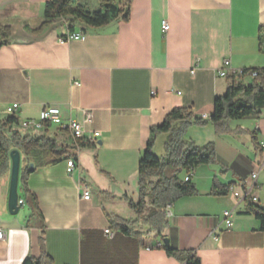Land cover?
Here are the masks:
<instances>
[{"label": "crops", "instance_id": "1", "mask_svg": "<svg viewBox=\"0 0 264 264\" xmlns=\"http://www.w3.org/2000/svg\"><path fill=\"white\" fill-rule=\"evenodd\" d=\"M48 2L0 0V26L10 27L9 42L0 48V119L15 103L19 120L53 105L63 123L79 120L85 135L97 140H82L76 150L71 134L48 128L57 143L64 135L60 144L78 168L68 173L65 158L29 174L26 185L40 214L24 202V213L12 215L10 167L0 176V264H23L44 252L52 264H182L157 246L159 238L140 236L147 227L134 210L121 214L119 202L139 199L138 166L152 126L181 107L210 117L214 99L228 87L217 74L226 59L233 70L264 67L258 39L264 0H132L127 21L87 27L85 39L70 42L60 41L69 31L65 18L36 31ZM77 3L101 9L100 0ZM249 77L241 81L249 84ZM222 126V132L200 126L201 140L190 138L197 145L213 142L215 161L190 171L197 194L168 205V245L192 252L198 264H264V231L246 213L247 196L264 207V107L258 117ZM82 184L90 186V200ZM215 184L231 185L229 193L212 194ZM225 210L235 213L231 227L223 221ZM117 219L130 222L129 234L116 227Z\"/></svg>", "mask_w": 264, "mask_h": 264}, {"label": "trees", "instance_id": "2", "mask_svg": "<svg viewBox=\"0 0 264 264\" xmlns=\"http://www.w3.org/2000/svg\"><path fill=\"white\" fill-rule=\"evenodd\" d=\"M131 1L100 0L101 9L90 11L78 4L77 0H49L45 8L44 22L36 31H45L58 18H65L70 31H73L79 22L87 27H102L118 19L127 21ZM78 28L80 29L79 26ZM9 38L10 27L0 26V48L9 42ZM258 39L259 50L264 53V26L259 29ZM252 71L257 72V76L249 84H244L241 79ZM244 73L246 75L227 77V90L225 94L214 99L213 114L208 119L197 117L190 109L181 107L173 109L162 124L152 126L147 146L139 161V199L137 202L128 199L130 208L138 216V221L147 227L146 232L138 234L159 238L158 243L162 244L157 246L182 263L198 264V261L192 252L180 251L164 243L169 225L166 210L168 205L177 199L197 194V188L191 178L189 181H185V178L194 168L215 161L213 142L197 145L194 141L185 139L184 131L188 125L213 124L217 132H222V123L226 120L258 117L264 107V67L244 69ZM19 128L20 121L14 115L0 119V176L10 167V152L18 149L25 161L20 170L19 193L23 196V202L29 205L33 212L40 214L37 199L26 185L27 177L39 166L52 165L67 158L66 146L47 135L49 127L40 135L22 134ZM58 130L70 134L67 129L58 127ZM80 144H84L83 141H80ZM158 145H161V152ZM155 148L159 154L155 152ZM31 163L34 164L32 170ZM230 188L231 185L215 184L212 194L227 195ZM246 204V213L253 214L260 221L261 230L264 231V207L256 204L250 196L246 197ZM113 223L122 232H131L128 228L129 221L117 219ZM23 264H52V259L44 252L40 259L27 258Z\"/></svg>", "mask_w": 264, "mask_h": 264}, {"label": "built area", "instance_id": "3", "mask_svg": "<svg viewBox=\"0 0 264 264\" xmlns=\"http://www.w3.org/2000/svg\"><path fill=\"white\" fill-rule=\"evenodd\" d=\"M169 29V24L167 21L163 22V30L167 31ZM86 34L84 32V29H79L78 25L75 26V29L73 31H68L66 35L60 37L61 42H70L72 40H83L85 39ZM194 72V70L192 71ZM217 74L221 78H227L230 75L234 76H242L244 75V69L241 70H233L232 69V63L230 59H226L223 63V66L217 71ZM248 75H251V77H256L257 72L252 71L250 73H247ZM246 75V74H245ZM19 105L17 103L9 106L7 108V112L10 115L15 116V112L17 111ZM202 117L204 119H208V115L203 114ZM89 119V116H88ZM53 125H57L60 128L67 129L70 131L73 138L77 141L75 145V149L79 150L80 140H87L89 142H96L95 135L93 133L89 134L88 136L85 135L84 126L81 121L77 119H71L68 123H63V119L61 116V110L53 105H46L43 107V109L40 111V114L37 118L34 119H24L20 121V127L24 129H35V130H44L47 127H51ZM264 147V145H263ZM67 164V172L72 174L77 170V162L75 159V156L72 155L71 157L66 159ZM191 178V174H189L185 181H189ZM252 178H257V173H254L252 175ZM82 190H83V198L85 200H90L92 197V191L90 186L87 184H82ZM168 208V207H167ZM233 210H225L223 212V221L227 227H231L233 225V216H234ZM106 234L111 235V230L107 228L105 230ZM4 238V233L2 230H0V240ZM213 238L215 240H219L218 235H213ZM162 243H158V246H160ZM182 264H187V262H183Z\"/></svg>", "mask_w": 264, "mask_h": 264}, {"label": "water", "instance_id": "4", "mask_svg": "<svg viewBox=\"0 0 264 264\" xmlns=\"http://www.w3.org/2000/svg\"><path fill=\"white\" fill-rule=\"evenodd\" d=\"M78 26L85 29L87 25L79 22ZM11 159V172H10V186H9V200L8 207L9 212L12 215L19 213L20 209L23 207L24 202L20 200L19 193V180H20V170H21V162L22 156L21 152L18 149H13L10 152ZM30 169H34V164H30ZM20 202V203H19ZM164 243L168 245V239L164 240Z\"/></svg>", "mask_w": 264, "mask_h": 264}, {"label": "rangeland", "instance_id": "5", "mask_svg": "<svg viewBox=\"0 0 264 264\" xmlns=\"http://www.w3.org/2000/svg\"><path fill=\"white\" fill-rule=\"evenodd\" d=\"M247 77H249L248 75H247ZM247 79H253L252 77H249V78H247ZM228 82V81H227ZM58 126L57 125H53V126H51L50 128H51V131H54V129H56ZM199 129H201L200 128V126H198V125H188L187 127H186V129H185V131H184V137H185V139H195L196 137H199V141L201 140V138L202 137H200L202 134H200L199 133ZM19 130L21 131V133L22 134H25V133H27V131H28V129H24V128H19ZM39 132H44L43 130H39ZM60 135H59V137H60V139H59V144H60V142L62 143H64V141L66 140V139H62V137H64V135L63 134H61V133H59ZM196 140V139H195ZM161 146V145H160ZM159 145H158V148H159V150H160V152L162 151V148L160 147ZM155 152L157 153V154H159V152H158V149L157 148H155ZM24 165H25V161H24V159H22V162H21V168L22 167H24ZM10 170H11V166H10ZM10 172L11 171H9L7 174H6V177H7V180L10 182ZM131 198L135 201V202H137L138 201V197L137 196H131ZM122 205H125L124 204V202H119V210H120V212H121V214H123L124 216H128V214L129 213H134V212H132L133 211V209H131L130 208V206H129V201L128 202H126V205L125 206H123L122 207ZM20 213H24V209L22 208L21 210H20ZM135 216H137V214L135 213L134 214ZM125 218H127V217H125ZM139 224H140V226L143 228L144 227V225L143 224H141L140 222H138Z\"/></svg>", "mask_w": 264, "mask_h": 264}, {"label": "bare ground", "instance_id": "6", "mask_svg": "<svg viewBox=\"0 0 264 264\" xmlns=\"http://www.w3.org/2000/svg\"><path fill=\"white\" fill-rule=\"evenodd\" d=\"M78 25V24H77ZM80 29H81V27H80ZM83 29V28H82ZM19 121H21V120H19ZM69 133H70V131H69ZM71 134V133H70ZM72 136V135H71ZM73 137V136H72ZM75 140V139H74ZM81 141V140H80ZM76 143H77V141L75 140V145H76ZM81 145V144H80ZM23 201V200H22ZM20 203V202H19ZM161 243V242H160Z\"/></svg>", "mask_w": 264, "mask_h": 264}]
</instances>
